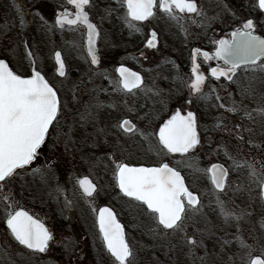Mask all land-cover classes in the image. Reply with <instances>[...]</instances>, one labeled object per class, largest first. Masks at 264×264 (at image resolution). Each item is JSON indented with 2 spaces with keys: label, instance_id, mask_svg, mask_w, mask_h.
Wrapping results in <instances>:
<instances>
[{
  "label": "snow or ice",
  "instance_id": "obj_1",
  "mask_svg": "<svg viewBox=\"0 0 264 264\" xmlns=\"http://www.w3.org/2000/svg\"><path fill=\"white\" fill-rule=\"evenodd\" d=\"M240 0H237L239 3ZM74 6L69 12L53 10V23L49 31H55L57 26L63 30L66 26L78 29L81 25L87 30V52L91 57L90 63L99 66L101 63L100 51L97 41L103 37L105 22L114 20L122 8L126 6L124 20L130 29H134L133 21H147L155 17L157 10L167 13L169 17L177 19L175 13L195 14L200 21L214 22L216 17H210L198 0H68ZM242 6V5H241ZM228 7V6H225ZM254 8H258L260 15L251 18V14L243 18L241 26L231 33L232 39H219L214 41L218 45L214 54L203 51L200 48L194 49V56L203 55L205 60L217 59L223 62V66L212 67L211 77L234 85L239 91L241 100L237 102L233 93L227 88H209L205 92V81L208 77L202 71L200 64L191 69L193 79L189 86L190 94H199L198 98L203 101H210L214 98L216 103L210 104L216 110L225 108V97L220 93L227 92V101L230 107L227 112L240 114L252 118V112L243 103L245 99H255L259 96L258 107L253 109L264 116V36L258 35L257 28L264 29V0H258ZM20 23L23 25V12L18 9ZM235 15V12H233ZM130 18V19H129ZM43 19V18H42ZM158 34L155 30L151 32V38L147 40V47L156 48ZM23 45L27 50L28 57H33L29 41L24 40ZM143 55V53H141ZM58 61V73L60 77H67L65 61L60 52L55 53ZM120 81L126 93L133 89L140 88L144 84L143 77L132 72L123 65L118 69ZM96 75L95 71L88 73V80ZM87 80L81 79L79 84H73L77 89L74 91V99L78 98L80 92L86 88ZM81 85L84 87L81 88ZM92 92L96 93L86 105H81L83 111L76 110V115L69 120V109L67 103L62 100L60 90L54 82L50 83L42 74V71L35 66L34 59L31 62L27 73H19L10 66L9 61L0 58V183H10L17 178L23 181L22 187L29 188L39 184L51 198V182L57 179V169L60 167L59 160H54L45 155V149L54 152L61 144L64 151L69 148L77 149L78 144L86 143L92 139V146L96 147L98 141L94 134H87L80 141L74 139L76 132L83 129L85 132L88 125H92L94 133L104 132V129H96V121L99 110L105 105L99 100V92L107 91L102 86H95ZM151 88L148 92H152ZM159 96L157 90L154 93ZM94 101V103H93ZM79 103V100L76 99ZM194 101L188 98L185 104H192ZM115 107V105H110ZM153 117L146 113L138 117L134 123L131 119H121L117 123L121 135L115 136L114 142L108 143L107 153L112 151H123V144L135 145L133 134L150 146H154L157 155L162 159L158 166L133 167L128 163L115 165L114 173L118 187L125 197L140 202L132 208L134 220H137L140 227L152 235L160 247H167L168 251L187 250L192 257V264H218L217 257L222 255L223 247L231 243L224 240L221 245V253H213L205 244L206 235H213V228L208 223L206 214L203 212L201 197L189 190L185 183V177L178 170L180 165L188 168L199 169L198 163L190 159L203 148L202 133L197 112L187 111L181 114L177 109L173 115L158 126V131L152 128ZM211 126L206 125L204 133L220 131L227 133L237 141V147L244 141L243 133L251 131L245 129L242 123H228L225 115H221ZM141 122H143L141 124ZM128 139L125 140L124 138ZM153 138L155 144L153 145ZM211 144V138H208ZM213 151H223L225 156L233 161L230 166L233 170L243 169L247 173L249 193L258 189V198L264 200V163L257 167L255 160L238 159V153L233 154L231 145L223 142V136L216 141ZM175 154H179V159ZM95 157H89L94 165ZM174 164L176 166H170ZM211 175L216 195V204L219 212L224 217L225 224L234 223L237 228L236 240L240 245L238 254L239 264H264V234L253 236V242L248 243L239 235V222L251 213L247 208L240 209L231 200H222L220 196L225 193L229 183V167L223 164H212L210 168L204 169ZM30 176L31 181L25 180ZM84 193L93 197V193L99 194L96 184L84 177L79 181ZM6 199H9L6 197ZM191 213V215H189ZM150 223H145V221ZM203 223L204 227L198 225ZM6 231L10 238L18 245L31 251L29 262L49 251L50 243L54 240L53 233L40 221L33 219L27 212L21 210L14 214L9 212L6 215ZM189 227L193 229L189 235ZM261 228H264V219L261 221ZM99 231L102 234L104 246L113 259V264H137V250L126 238L124 226L116 219V214L111 208H104L99 214ZM7 241H0V246H5ZM68 247V245H66ZM202 249L204 254L197 255V250ZM71 254V252L69 253ZM169 264H172L169 261ZM228 264H237L236 254L229 258Z\"/></svg>",
  "mask_w": 264,
  "mask_h": 264
},
{
  "label": "rangeland",
  "instance_id": "obj_2",
  "mask_svg": "<svg viewBox=\"0 0 264 264\" xmlns=\"http://www.w3.org/2000/svg\"><path fill=\"white\" fill-rule=\"evenodd\" d=\"M41 0H0V58L7 59L9 64L14 67V70L18 73H27L31 62L34 59L36 67L42 71L45 77L54 82L55 85L60 86L64 90L63 100L67 103L69 109V120L71 123V118L75 116L76 110L80 109L83 111L81 105H86L89 102H85V97H88L89 91H91L95 86H102V81L104 79L113 78L114 70H104V67L100 65L99 67H91L90 62L84 56L81 50V44H77L75 51L74 64H71V69L67 72V77H58L55 68L50 65L53 63L54 55L51 54L49 48H45L44 51L41 50L43 47L38 43L39 37L37 31L40 27L41 22V11L38 8V4ZM46 3H51L52 0H44ZM64 0L56 1V5L62 4ZM18 9L23 12V20L25 23L22 25L20 23V16L18 15ZM127 9H121L118 15L119 20L112 21L111 24L115 27L121 26L125 22L124 17L126 15ZM46 19V17H45ZM45 22V21H44ZM116 22V23H115ZM153 24V21L151 22ZM105 25V24H104ZM149 24L140 25V30H144ZM182 23L179 20H173L172 24H165L163 26V32L173 36L170 31L180 30ZM105 44L107 45L110 38V28L104 27ZM115 36V33L113 34ZM49 38V37H48ZM77 40L79 37H76ZM28 40L29 46L33 52V57H28L27 51L23 45V41ZM103 44V45H105ZM74 50V48H73ZM32 58V59H31ZM159 59H154L155 63ZM161 61V60H159ZM153 62V61H152ZM95 71L96 75L92 76L91 80H88V73ZM158 71V70H157ZM87 80L86 88L84 91L80 92L78 96L79 103L74 99L73 84H79L81 79ZM84 86L81 85V88ZM232 93L237 102L241 100L239 91L233 85ZM259 96L255 99H245L243 103L248 106L249 111L252 112V118L244 116H238L241 120L245 129H251V131H245L244 141L239 143L237 147V141L232 139L227 133H222L220 131L204 133L203 129L206 125L211 126L216 122L217 119L223 114L228 120H233L235 113L227 112L226 109L230 107V101L225 102V108L221 109L222 114L219 117L216 116V121L214 123L208 121L205 126L201 127L202 133V144L203 148L195 154V157H190L192 160L203 159L201 163L202 166L199 167L201 171H195V168L186 169L193 170L189 172L190 175V185L192 189L199 192L203 197L202 205L203 212L208 215V223L213 228V235H206L205 244L208 249L213 253H221V245L224 240H230L233 233L229 224H225L224 220L221 222L224 224L222 227H218L216 220L219 216V208L216 204V195L214 186L211 182L210 174L204 169L209 168L210 164L215 161L224 162L229 169L233 164L232 160H229L223 151L219 153L213 151L217 146L216 141L220 140L223 136V142L231 145V151L233 154L238 153V159L243 162L244 159L252 161L256 159L260 161L264 158V155H258L260 149H263L264 145V116L259 113L252 111L256 109L259 101ZM112 105L115 107L112 109V114H120L119 106L121 103L119 101H112ZM94 103V101H93ZM104 104V103H103ZM210 104L207 103L206 107L210 110ZM157 107H154L151 111L154 114H171L175 107L179 104L177 102L169 103H158ZM160 105L165 106L164 113L160 112ZM100 110H103L102 108ZM147 108H140L138 114L148 113ZM239 115V114H238ZM101 114L96 121V129H100L101 125ZM103 129V128H102ZM87 134H96L100 136L99 133H94V128L90 124L87 126L86 132L80 129L76 132L74 139L80 141L82 137ZM211 138V144L208 142V138ZM100 138V139H99ZM95 138L98 143L106 141L108 137L107 131H104L101 137ZM103 138V140L101 139ZM101 140V141H100ZM93 142V141H92ZM89 140L86 143H80L76 150H73L70 146L69 151L65 152L63 144H61L54 152L53 157L59 160L60 167L57 171V179L51 182V198L44 191L39 184L31 186L29 188H23L19 178L10 183H0V241H7L5 246H0V264H30L29 257L32 255L31 252L27 251L25 248L18 245L13 239L10 238V233L4 231L3 225L6 223L7 213L15 212L20 208H25L30 211L33 215L37 216L43 220L48 228L53 232L54 240L51 242L49 251L45 254H40L35 257L31 264H113L112 257L108 253L104 242L98 235V228L96 224V217L99 207L103 203L112 202V204L117 208L122 221L126 225L127 229V239L130 244L134 246L137 250L138 261L137 264H192V257L188 255L187 250L183 252L179 250L168 251L167 247H160L154 237L148 234L143 228L140 227L137 220H134V211H130V206L134 208L139 205L140 202L133 201L132 199L123 198L122 200L118 197V201H114V194L108 190H104L108 187L109 179L111 178V172L114 167L110 164H100L106 157L101 155L96 158L95 164L93 165L89 161V153L86 152V147L83 144H91ZM155 144V142H154ZM100 148V145H99ZM85 149V150H84ZM72 153H71V151ZM84 150V153H83ZM94 150V148H92ZM86 152V153H85ZM71 153V158L74 163H68V154ZM80 155H79V154ZM123 154L125 160L131 161H160L162 159L161 155H157L154 146H145L143 142L137 145V150L131 151L126 148L120 151ZM135 154V156H133ZM133 157H132V156ZM49 157H52L49 156ZM179 159V156H176ZM53 159V158H52ZM65 160V164L61 161ZM119 159L117 160V162ZM131 161V162H132ZM182 165H180L181 167ZM241 170V169H239ZM84 175H89L95 182H98L100 191L93 199H89L80 188L79 180ZM31 177H25V180L31 181ZM233 182L231 183L229 179L228 187L224 194L220 196L222 200H231ZM104 190V191H103ZM113 196V197H112ZM9 198V199H6ZM232 201V200H231ZM210 205H213L210 208ZM191 215V213H189ZM223 218V215L219 216ZM145 223H150V221H145ZM79 225V226H75ZM203 228L204 226L198 225ZM85 230L86 237L81 238V242L76 236H74L75 229ZM193 229L189 227V235H191ZM68 245V247H66ZM231 242L223 247L222 255L217 257L219 264H227L231 254ZM83 251L79 254L80 249ZM79 249V250H78ZM71 252V254H69ZM233 252V251H232ZM204 254L202 249L197 250V255L202 256ZM74 255L76 256L73 259ZM219 259V260H218Z\"/></svg>",
  "mask_w": 264,
  "mask_h": 264
},
{
  "label": "flooded vegetation",
  "instance_id": "obj_3",
  "mask_svg": "<svg viewBox=\"0 0 264 264\" xmlns=\"http://www.w3.org/2000/svg\"><path fill=\"white\" fill-rule=\"evenodd\" d=\"M56 1L59 0H52L51 3H46L44 0H41L39 2L38 8L40 9L39 11L42 12L41 17L43 19H41L37 35L39 37L38 43L43 46L41 47V50L44 51L45 48H49L51 54L54 55L53 63H50V65L55 68L58 77H60L58 73V61L55 57L56 52L61 53L65 61L66 72L71 69V64L75 63L73 55L75 58V51L78 43L81 44V50L83 51L84 56L86 57L88 62H90L91 57L87 52V30L85 26L81 25L78 29L75 30L68 26H66L63 30H60L57 26L55 31L48 30L49 26L53 23L54 20L53 10L59 11L65 8H67L69 12L74 10V6L70 5L68 3V0H64V2L62 4H59L58 6L56 5ZM257 3L258 0H240L239 3H237V0H198V4L207 11L210 17L217 18L210 24L207 21H200V19L195 14L180 13L178 10H176L175 13L177 19H173L169 17L167 13H163L157 10L156 16L150 17L147 21H133L132 23L135 26L134 29H130L126 21L118 27H115L114 24L112 25V21H116V19L119 20L118 16L112 21L105 22V25L103 24L102 27H109L110 34H112L109 37L113 36V38H110L108 44L106 45L103 28L102 42L101 40L97 41V47L101 49L100 65L104 67L105 71L111 69L114 70L113 78L104 79L102 81V88L107 89V91L99 92V100L102 101L105 105V107L102 108L103 110H99V113L101 114L100 121L102 128L108 133L109 138L106 141L114 142L115 136L121 135L120 130L117 127V123L119 120L131 119L134 123H136L138 117L144 116L145 114H138L140 108L143 107L147 108L149 111L148 113H150V115L153 117V119L151 120V125L152 128L156 129L157 131L158 126L163 121L169 119L177 109H179L183 114H186V112L189 110L197 112L200 129L201 127L205 126L203 124H207L208 121L214 123L219 117V114H222L221 109L216 110L212 108L210 110L206 107L207 103H216L214 98L206 102L198 98L199 94H190L189 92L191 80L194 78L191 73V69L194 66V61L196 64H200L203 73L206 77H208V79L205 81V92H207L209 88H216L217 90H220L221 88H227L232 92L231 88L233 87V85L224 81L223 77H221L220 81H216L215 78L211 77L210 69L212 67L223 66L222 61H219L217 59L205 60L203 55L194 56V49L200 48L202 52L207 51L214 54L215 49L218 46L214 43V41L219 39L231 40V33L241 26V23L243 22V18L245 16L251 14V18H255L256 16L260 15L259 9L253 7V5H256ZM124 8L126 9V6ZM233 12H235V15H233ZM173 20H179L182 23V26L180 30L170 31L169 33H173V36H169V34H165L162 29L163 26L167 23L171 25ZM261 20L264 21V16L261 17ZM152 21L153 24H151ZM143 24L149 25L146 29L140 30V25ZM153 30H155L158 34V44L156 48H149L146 46L147 40L151 38V32ZM114 33L115 36L113 35ZM256 34L264 36V29H260L258 27ZM76 37H79L78 40ZM141 53H143V55H141ZM156 57L161 61L158 60V62L155 63L154 59L156 60ZM90 65L91 67L100 66L92 65L91 63ZM121 65L132 72L139 73L144 79V84L141 85L138 89H133L131 93H126L125 90H123L122 86H120L118 83L120 81V73L118 72V69ZM49 82L53 83L51 81ZM55 86L60 90V95L63 100L64 90L58 85ZM149 88H151L153 91L148 92ZM157 90H159L160 92L159 96L154 95ZM220 94L225 97V100L227 99V92L221 91ZM95 95L96 93L89 91L88 97H85V102H89L91 97ZM188 98H191L194 103L185 104V101ZM116 100L121 103V106H119V110L121 111L120 114H112L113 107H111L110 105H112V101L115 102ZM169 102H177V104H179L175 107L174 111L171 114H154L155 112L151 111L154 107L158 106V103ZM160 109L161 110L159 113H164L165 106L160 105ZM215 114H217V118ZM238 116H241V114H235V118L232 121L228 120V123H241V120ZM216 122L219 123L220 121L217 119ZM142 123L143 122H141V124ZM102 128L100 126V129ZM102 134L103 132H100V136H96L95 134V138L101 137ZM101 139L103 140V138ZM124 139L127 140L128 138L125 137ZM133 139L135 140L134 146L121 141V143L123 144V149L126 148L131 151L137 150V145H139V143L143 141L140 138H136L134 134ZM88 140L92 142L91 138ZM154 142L155 138H153V145ZM143 143L145 146H150L147 142ZM262 146L263 149H260L259 151L255 150V152H258V155H264V145ZM83 147H86V152L89 153V157L97 158L101 155H104L106 159H104L100 164H110L114 168L118 163H128L130 166H158L159 162L156 160H152L150 162H139V159L138 161L131 160V162L128 157L126 160L125 158H123V154H120L121 150L112 151L111 149H109L106 153L104 149L108 148V143H106L105 141L97 144L96 147H93L91 144H87V146L86 144H83ZM92 148H94V150H92ZM71 153L68 154V163H74L71 158ZM45 155H52L51 158L56 160V158L53 157V152L49 151L48 148L45 149ZM175 155L179 156V154ZM133 156H135V154ZM118 159L119 161L117 162ZM252 160H255L257 162V167H259L261 163H264V158H261L260 161L256 159ZM61 161L65 164V160ZM195 162L198 163L199 167H201L203 159H196ZM222 163L226 167H228L224 162ZM170 166L176 165L171 164L170 162ZM178 170H180L184 175L189 189L197 193L201 197L202 201L203 197L201 196V194L194 191L192 189V185H190L191 183L189 172H192L193 170L186 169L185 165H182L181 167L179 166ZM89 177L91 178V176ZM229 179L231 183L233 182V188L231 187V200L240 209L247 208V210L251 213L250 217H245L244 220L239 222V235H241L248 243L251 244L253 242V236L259 237L264 234V228H261V221L262 219H264V200L258 198V189H255L252 193H249V191L247 190V173L243 169H230ZM92 181L94 182V184H96L97 191L99 193L100 187L98 182H95V180L93 179ZM108 184V187H105L104 190H108L114 194L115 202L118 201V197H120L121 200L125 198L118 187L114 169L111 172V178L109 179ZM96 195V193H93V197H88L87 195L86 196L89 199H93ZM212 206L213 205H210V208ZM101 207H110L114 211L117 219L121 221L125 228L127 238L126 225L122 221L117 208L112 204V202L103 203L98 209L96 217L98 231V213ZM207 215L208 213H206V216ZM220 215L221 214H219V216ZM219 216H217L216 222H218V227H222L224 224H222L221 222L224 219L220 218ZM199 225L204 226L203 223ZM229 225V228H231V230L233 231L230 237V241L233 243V245L231 246V257L236 254L237 264H239L238 254L240 253L241 249L238 241L236 240L237 228L234 226V223H230ZM75 226L79 225L75 224ZM6 228V223H4V231H6ZM99 234L103 240L100 231L98 232V235ZM74 236H76L81 242V238L86 237L85 230H83V228L75 229ZM20 246L24 248V246ZM79 249L80 254L83 251L81 250V248ZM26 250L31 252L28 249ZM75 258L76 256L74 255L73 259ZM113 259L114 258H112V260Z\"/></svg>",
  "mask_w": 264,
  "mask_h": 264
},
{
  "label": "water",
  "instance_id": "obj_4",
  "mask_svg": "<svg viewBox=\"0 0 264 264\" xmlns=\"http://www.w3.org/2000/svg\"><path fill=\"white\" fill-rule=\"evenodd\" d=\"M181 114H183L182 112H181ZM215 164H221V163H215ZM141 166H144V165H141ZM133 167H140V166H133ZM144 167H152V166H144ZM88 179H90L89 177H87ZM83 179V178H82ZM91 180V179H90ZM186 183V182H185ZM196 194V193H195ZM104 208H106V207H103L102 209H104ZM107 208H109V207H107ZM101 209V210H102ZM21 210H23V211H25V212H27L30 216H32L33 217V219H35V220H38V221H40L39 219H37L36 217H34L33 215H31L27 210H24V209H20V210H18V211H21ZM101 210H100V212H101ZM113 211V210H112ZM100 212H99V214H100ZM117 219V218H116ZM118 220V219H117ZM98 221H99V219H98ZM41 222V221H40ZM42 224H44L43 222H41ZM120 224H121V222H119ZM45 226V225H44Z\"/></svg>",
  "mask_w": 264,
  "mask_h": 264
}]
</instances>
